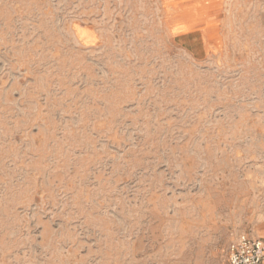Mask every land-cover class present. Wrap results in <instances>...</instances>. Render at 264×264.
Returning <instances> with one entry per match:
<instances>
[{
	"label": "rangeland",
	"instance_id": "1",
	"mask_svg": "<svg viewBox=\"0 0 264 264\" xmlns=\"http://www.w3.org/2000/svg\"><path fill=\"white\" fill-rule=\"evenodd\" d=\"M264 239V0H0V264H224Z\"/></svg>",
	"mask_w": 264,
	"mask_h": 264
},
{
	"label": "built area",
	"instance_id": "2",
	"mask_svg": "<svg viewBox=\"0 0 264 264\" xmlns=\"http://www.w3.org/2000/svg\"><path fill=\"white\" fill-rule=\"evenodd\" d=\"M224 264H264V239L237 235L227 246Z\"/></svg>",
	"mask_w": 264,
	"mask_h": 264
}]
</instances>
